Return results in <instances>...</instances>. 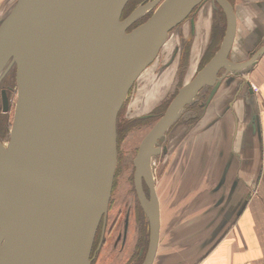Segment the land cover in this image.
Instances as JSON below:
<instances>
[{"label":"water","instance_id":"95a60500","mask_svg":"<svg viewBox=\"0 0 264 264\" xmlns=\"http://www.w3.org/2000/svg\"><path fill=\"white\" fill-rule=\"evenodd\" d=\"M157 1L123 19L128 0H15L1 16L0 80L15 69L16 100L8 141L0 144V264H91L111 197L118 113L170 31L208 1L224 14L220 43L177 90L132 160L148 229L141 264H152L160 225L151 171L158 141L202 88L211 87L209 100L222 80L264 57L263 43L245 61L230 60L235 16L227 0Z\"/></svg>","mask_w":264,"mask_h":264},{"label":"crops","instance_id":"0c3cea01","mask_svg":"<svg viewBox=\"0 0 264 264\" xmlns=\"http://www.w3.org/2000/svg\"><path fill=\"white\" fill-rule=\"evenodd\" d=\"M232 5L229 56L242 62L264 43V0H232ZM213 10L209 3L203 7L193 43L205 35L208 44ZM217 41H210L209 52ZM239 75L222 80L191 133L177 134L190 133L182 147L187 161L174 172L172 184L180 192L171 208L163 213L158 198L152 264H264V57Z\"/></svg>","mask_w":264,"mask_h":264},{"label":"flooded vegetation","instance_id":"af4514ba","mask_svg":"<svg viewBox=\"0 0 264 264\" xmlns=\"http://www.w3.org/2000/svg\"><path fill=\"white\" fill-rule=\"evenodd\" d=\"M14 1L15 0H0V18L5 13V11L13 4ZM155 1L156 0H132V3L130 5H133L135 8L136 6L144 4L146 2H155ZM159 1L160 0H158L154 5H157ZM227 1L232 5V0H227ZM130 2L131 0H128L126 5H129ZM207 2L208 1H205L199 7L194 9V11L188 16V18L185 21H183L181 24L178 25V27L170 31L171 34H174V36L176 35L177 38L182 40V41L180 40L179 45L178 43L177 44H175L174 42L171 43L170 48L168 50V54H163V50L165 48V46H163L160 49L156 59L140 75V77L143 76V74H145V72L148 69L153 67L155 63H157V61L159 62V65H161L163 68H168L173 63H175L176 60L179 59V67H178L179 76L176 82V87H174L172 93L168 96L170 99L173 98L177 90L185 83L184 82V80L186 79L185 63L187 61V56L189 53V49L191 47L190 45L191 38L193 40L196 20L199 15L204 14L202 11H203V7L207 4ZM153 9L154 8L150 9L137 21L144 18L145 16H149L152 13ZM223 20H225V18L220 8H217L212 11L209 41L207 44V48H205L203 51V55L206 54V52L207 53L209 52L208 46H209L210 41L213 38L218 37L219 30L216 31V29L222 28L221 25L223 23ZM137 21H135L132 25H130L128 30L132 28V26ZM191 25L193 28L192 33L190 32ZM185 30H186V35L184 36ZM167 57H168L167 61L162 63V60ZM162 67H161V70H162ZM199 69L200 67H197L195 72H197ZM248 69L249 68H245L243 71H246ZM221 73L222 72L220 71L218 73V76H220ZM134 85L130 89L128 96L125 102L123 103L118 113V116H117L116 125H118V121H119L121 125V132L124 129L127 130V127H128L127 125L132 126L133 123L134 125L148 123V127L150 128L155 122V120H157L158 117L164 112V111L160 112V107L166 101L161 102L160 104L156 105L153 109H151V111L147 115L139 116L136 119H134V121L132 122L125 121L123 119L125 117L123 112L125 111V108L127 107V103L130 100L129 98H131L132 96V90H133ZM210 90H211V87L202 88L196 94L194 99L188 105L184 107L182 113L180 114L181 116L177 118V120L169 127V129L164 134V136L158 141V146L161 148V152L156 157H154V160L157 159L159 162V159L162 157V155H165L167 153L168 144L170 143V142L168 143V141H169L170 134L172 131L173 133L177 131L176 133L178 134L182 132L183 130L185 132L189 129L188 131L191 133V131L196 126H198L200 120L205 116V113L208 110L210 102L213 99L217 91L216 90L214 95L208 100ZM127 99H128V102H127ZM15 100H16L15 69L11 68L0 80V144L2 145H5L8 141L9 131H10V127H11V123L13 119ZM232 107H233V104L230 106L229 111H231ZM231 115L234 118V115L232 114V112H231ZM119 117L121 118L120 120H119ZM189 132H187L186 134L182 136L180 145L184 142L185 138L187 139V136L190 134ZM116 137H117V128H116ZM170 148L171 147L169 144V149ZM232 156L236 157L237 154L232 153ZM133 158L131 159V162H130L131 171L129 173L130 180H131L132 194H130V196L123 197L122 195L120 197L119 200H121V202L118 205L119 211L114 217H112V209L114 207V202H116V199L114 197L115 188H116V174L119 175L121 173L124 163L127 162V161L123 162L121 158H119V153H117V163H116V169H115L114 178H113L111 197H110V201L108 204V210L106 213V217L101 220L98 226L96 235H95V239H94L91 253H90L91 264L96 263V261L98 260L100 256L102 247H104L107 242H111L113 250H116L119 254L123 255L122 256L123 264H141L144 259L147 242H148V229H147V222H146L144 213L140 207L139 200L137 198L136 191L133 185V173H134V169L132 165ZM152 164H151V171H152ZM152 180L154 183V190H155L157 200H158V194L156 192L155 177H154L153 171H152ZM142 189H143V192L146 198H148V188L143 180H142ZM159 228H160V225H159Z\"/></svg>","mask_w":264,"mask_h":264},{"label":"rangeland","instance_id":"374dc122","mask_svg":"<svg viewBox=\"0 0 264 264\" xmlns=\"http://www.w3.org/2000/svg\"><path fill=\"white\" fill-rule=\"evenodd\" d=\"M222 25L221 27L223 28ZM185 35L186 30L184 31V36ZM167 40L168 41L164 45L165 48L163 50V54H168L171 43L174 42L175 44L178 43L179 45L181 39L177 38L176 35L174 36V34H171L170 32ZM206 40L207 37H205V35L200 39L198 43H193V40L191 38L189 56L187 62L185 63L187 77L184 82L188 81L192 77L194 71H196L197 66L200 64V61L202 60L203 62L205 54L201 57V53L204 47L207 48V45L205 43ZM229 58L232 59V55H230ZM167 59L168 57L164 58L162 60V63L166 62ZM202 64L203 63H201V65ZM161 67L162 66L159 65V62L157 61V63H155L153 67L148 69L145 74H143V76L138 78V80L134 83L135 85L133 84L134 87L132 90V96L131 98H129V102L127 99V107L123 112V114L125 115L123 119L125 121L132 122L139 116L147 115L156 105L169 99L168 96L172 93L174 87H176V82L179 76V59L176 60L175 63H173L168 68L162 67L161 70ZM120 119L121 118L119 117V120ZM127 126L128 127L126 132L124 133V135H121L120 122L118 121V125H116L117 153H119V158H121L123 162H127L124 163L121 173L119 175L116 174V188L114 195L116 202H114V207L112 209V217H114L119 211L118 205L121 202V200H119L120 197L122 195L123 197H125L132 194L131 180L129 176V173L131 171L130 162L131 159L135 156L139 142L150 129L148 127V123ZM177 136V133L174 134L171 132L168 143L170 142V146L173 147L169 149V144L167 143V153L165 155H162V157L159 159V162L157 159H152V171L155 177L156 192L158 194V198L161 201V209H163V213L167 211L168 208H171V206L174 204L176 195L180 192L176 190V186L174 187V184H172L175 177L174 172L179 164L185 163V161H187V150L186 148L182 149L187 139L185 138L184 142L180 145L182 136ZM122 256V254H119L116 250H113L111 242H107L106 245L102 247L100 256L95 264H123Z\"/></svg>","mask_w":264,"mask_h":264},{"label":"trees","instance_id":"16d2710c","mask_svg":"<svg viewBox=\"0 0 264 264\" xmlns=\"http://www.w3.org/2000/svg\"><path fill=\"white\" fill-rule=\"evenodd\" d=\"M132 3V0H131V2L129 3V5H126V7L124 8V11H123V13H122V15H121V19H123V18H125L133 9H134V6L133 5H130ZM134 3V2H133ZM149 16H145L144 18H142V19H140L139 21H137L133 26H132V28H134V27H136L137 25H139L140 23H142L143 21H145L147 18H148ZM223 28H222V30H221V32L219 33V35H218V41H217V43L216 44H214V46L211 48L212 50L210 51V52H208L209 53V55H207V56H205L204 57V59H203V64L200 66V68L211 58V56L214 54V52L216 51V49H217V47H218V45H219V43H220V40H221V37H222V35H223V32H224V20H223ZM132 28H130V29H132ZM129 29V30H130ZM170 98L166 101V102H164L163 103V105L160 107V112H162V111H164L165 109H166V107H167V105H168V103L170 102ZM160 117V116H159ZM158 117V118H159ZM155 122H156V120H155ZM154 122V123H155ZM153 123V124H154ZM133 125H134V123H133ZM126 129H124L122 132H121V135H124V133L126 132L125 131Z\"/></svg>","mask_w":264,"mask_h":264},{"label":"bare ground","instance_id":"6f19581e","mask_svg":"<svg viewBox=\"0 0 264 264\" xmlns=\"http://www.w3.org/2000/svg\"><path fill=\"white\" fill-rule=\"evenodd\" d=\"M181 116V115H180Z\"/></svg>","mask_w":264,"mask_h":264}]
</instances>
